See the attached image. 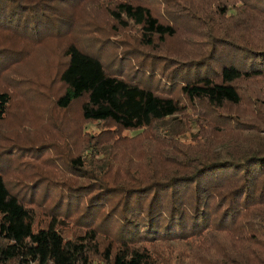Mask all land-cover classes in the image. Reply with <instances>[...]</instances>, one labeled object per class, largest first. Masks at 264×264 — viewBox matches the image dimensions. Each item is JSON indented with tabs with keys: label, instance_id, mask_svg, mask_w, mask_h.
<instances>
[{
	"label": "trees",
	"instance_id": "16d2710c",
	"mask_svg": "<svg viewBox=\"0 0 264 264\" xmlns=\"http://www.w3.org/2000/svg\"><path fill=\"white\" fill-rule=\"evenodd\" d=\"M261 263L264 0H0V264Z\"/></svg>",
	"mask_w": 264,
	"mask_h": 264
},
{
	"label": "rangeland",
	"instance_id": "374dc122",
	"mask_svg": "<svg viewBox=\"0 0 264 264\" xmlns=\"http://www.w3.org/2000/svg\"><path fill=\"white\" fill-rule=\"evenodd\" d=\"M222 50H227L228 52L232 53L233 56L231 59H240L243 55L242 51L239 50H228V48H224ZM74 69L77 72H81L82 74H84L85 76L88 75L90 73V70L87 68H81L77 65H73ZM128 68H130V66H128ZM105 72V70L103 68H101L99 70L100 74H103ZM73 74L67 70L63 71L61 73V78H63L66 81H71ZM142 100H143V96L142 93L140 91V89L138 87H129L127 89H125L124 91V95L123 97L117 102V108L120 109L121 111H123L124 113L128 114V116L130 118H134L137 120V122H141L142 119ZM164 114H169L171 112L170 107H166L163 109ZM127 132L130 135H134L137 130H127ZM47 202L51 203V200L46 199ZM73 215H75L73 213ZM70 218H73L72 220ZM68 221L67 222H63L64 225H62L64 228H69L71 230V228L73 229L75 222H74V217L72 216H68ZM12 229V227H11ZM15 233L18 234V230H14ZM171 244H173L176 247H184L187 248L188 247V243L183 241V240H172L170 241ZM262 264V263H261Z\"/></svg>",
	"mask_w": 264,
	"mask_h": 264
}]
</instances>
